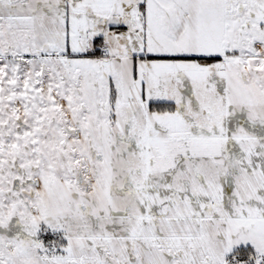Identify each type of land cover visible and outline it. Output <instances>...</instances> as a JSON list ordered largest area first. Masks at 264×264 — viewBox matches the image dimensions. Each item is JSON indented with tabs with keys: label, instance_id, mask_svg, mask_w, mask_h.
<instances>
[{
	"label": "snow or ice",
	"instance_id": "obj_1",
	"mask_svg": "<svg viewBox=\"0 0 264 264\" xmlns=\"http://www.w3.org/2000/svg\"><path fill=\"white\" fill-rule=\"evenodd\" d=\"M0 264H264V0H0Z\"/></svg>",
	"mask_w": 264,
	"mask_h": 264
}]
</instances>
